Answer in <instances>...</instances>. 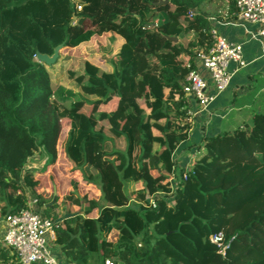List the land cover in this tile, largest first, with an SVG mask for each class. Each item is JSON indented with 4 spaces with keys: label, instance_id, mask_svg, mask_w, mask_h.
I'll list each match as a JSON object with an SVG mask.
<instances>
[{
    "label": "trees",
    "instance_id": "16d2710c",
    "mask_svg": "<svg viewBox=\"0 0 264 264\" xmlns=\"http://www.w3.org/2000/svg\"><path fill=\"white\" fill-rule=\"evenodd\" d=\"M200 1L0 0V217L25 208L30 192L59 261L264 264V109L203 134L189 168L171 158L193 124L182 84L213 45L209 19L187 13ZM107 33L112 45L96 53L91 37ZM60 44L87 55L36 60ZM62 120L78 176L63 198H45L28 161L39 152L55 162ZM174 171L187 172L172 188ZM220 231L223 256L208 238ZM0 264H20L2 243Z\"/></svg>",
    "mask_w": 264,
    "mask_h": 264
},
{
    "label": "built area",
    "instance_id": "2783aa9c",
    "mask_svg": "<svg viewBox=\"0 0 264 264\" xmlns=\"http://www.w3.org/2000/svg\"><path fill=\"white\" fill-rule=\"evenodd\" d=\"M237 19L256 24V29L249 34L252 38H260L263 42L264 53V0H233ZM78 8H80L78 6ZM192 12H189L191 15ZM213 45L207 51H200L194 58V68L188 72L182 89L187 97L194 99L201 107H206L220 93L227 88L232 72L229 64L234 63L233 72L245 65L242 59V46L217 34L214 26L210 29ZM207 71L214 92L207 90L205 79L199 69ZM189 113L192 115L191 111ZM31 169V165L27 166ZM187 170V169H186ZM186 172H172L169 181L174 188L178 181L186 178ZM149 201L154 204L153 198ZM4 229L1 243L10 248L16 261L20 264H58L59 259L54 249L55 233L52 221L43 215L42 206L27 192L26 207L17 213L3 216ZM209 241L217 247V252L224 255L226 243L224 235L215 232L209 235ZM104 264H117L112 259H105Z\"/></svg>",
    "mask_w": 264,
    "mask_h": 264
},
{
    "label": "crops",
    "instance_id": "0c3cea01",
    "mask_svg": "<svg viewBox=\"0 0 264 264\" xmlns=\"http://www.w3.org/2000/svg\"><path fill=\"white\" fill-rule=\"evenodd\" d=\"M226 1L225 12L207 18L217 34L241 44L245 65L233 72L235 64H229L232 75L227 88L216 93L214 100L206 107H201L194 99L187 97V107L192 113L193 124L186 139L172 153L171 158L176 169L190 167L195 147L203 134L213 135L224 129H232L247 122L253 112L264 109L263 42L260 38L249 36L255 31L256 24L237 19L235 13L233 18L226 19L230 0ZM217 15L220 17L216 18ZM199 73L206 81L207 90L213 93L214 86L207 71L201 68ZM2 220L3 216L0 217V243L4 229Z\"/></svg>",
    "mask_w": 264,
    "mask_h": 264
},
{
    "label": "rangeland",
    "instance_id": "374dc122",
    "mask_svg": "<svg viewBox=\"0 0 264 264\" xmlns=\"http://www.w3.org/2000/svg\"><path fill=\"white\" fill-rule=\"evenodd\" d=\"M227 9V1L226 0H201L199 6L188 9V12H200L202 15L206 17H213V15L219 12H225ZM115 39L114 34H103V35H93L90 39L91 44L95 47V52L100 53L103 50V47L106 44L111 46L112 40ZM61 52L63 54H72V55H87V53H82L80 49H65L61 48ZM96 62L99 64L106 63L102 57L97 56ZM66 93V100L71 101L77 99L78 96L71 92H68L66 89L63 90ZM68 133V123L66 120L61 121V132L60 138L57 147V155L54 163L45 164V157L39 152H35L34 155L29 159L28 164L36 167L39 171L37 175L38 186L37 191L43 195V197L48 198L51 196H56L61 199L66 194L72 190L69 179L71 177H77V171L73 170L72 163L66 158L64 154V141L67 137ZM82 187L76 189L74 191L75 195H82ZM55 190V191H54ZM91 197L98 196V193H90ZM52 197V199H53ZM49 204H47L48 206ZM78 208L76 206L72 207V211H77ZM115 231L110 232L108 238L113 240L115 237ZM67 264L65 261L61 260L59 264Z\"/></svg>",
    "mask_w": 264,
    "mask_h": 264
},
{
    "label": "water",
    "instance_id": "95a60500",
    "mask_svg": "<svg viewBox=\"0 0 264 264\" xmlns=\"http://www.w3.org/2000/svg\"><path fill=\"white\" fill-rule=\"evenodd\" d=\"M61 47H62L61 44L54 47L52 55H47V54L37 52L35 58L38 61H42V62H45L47 64H51L56 59Z\"/></svg>",
    "mask_w": 264,
    "mask_h": 264
}]
</instances>
